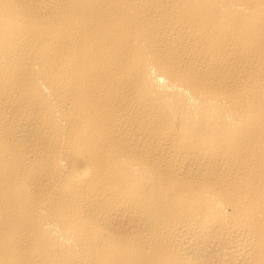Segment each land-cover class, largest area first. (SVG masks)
<instances>
[{"label":"bare ground","instance_id":"6f19581e","mask_svg":"<svg viewBox=\"0 0 264 264\" xmlns=\"http://www.w3.org/2000/svg\"><path fill=\"white\" fill-rule=\"evenodd\" d=\"M0 264H264V0H0Z\"/></svg>","mask_w":264,"mask_h":264}]
</instances>
